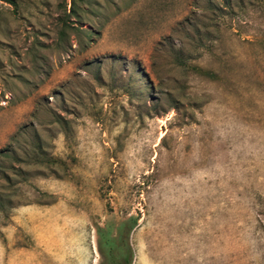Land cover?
<instances>
[{
  "label": "rangeland",
  "instance_id": "obj_1",
  "mask_svg": "<svg viewBox=\"0 0 264 264\" xmlns=\"http://www.w3.org/2000/svg\"><path fill=\"white\" fill-rule=\"evenodd\" d=\"M13 2L0 264H264V0Z\"/></svg>",
  "mask_w": 264,
  "mask_h": 264
},
{
  "label": "trees",
  "instance_id": "obj_2",
  "mask_svg": "<svg viewBox=\"0 0 264 264\" xmlns=\"http://www.w3.org/2000/svg\"><path fill=\"white\" fill-rule=\"evenodd\" d=\"M12 5L13 0H0ZM70 14H74L73 9L70 10ZM139 218L135 216L128 217L125 221L119 223L116 227H113L110 224H107L104 228L98 229V235L101 247L105 250L106 253H109V256L114 258L112 261L115 264L118 256H124L125 264H128L131 251L127 244L122 246L120 244V239L124 233L128 235L137 225Z\"/></svg>",
  "mask_w": 264,
  "mask_h": 264
},
{
  "label": "crops",
  "instance_id": "obj_3",
  "mask_svg": "<svg viewBox=\"0 0 264 264\" xmlns=\"http://www.w3.org/2000/svg\"><path fill=\"white\" fill-rule=\"evenodd\" d=\"M34 208H35V207H34ZM36 210H37V209L35 208V212H36Z\"/></svg>",
  "mask_w": 264,
  "mask_h": 264
}]
</instances>
